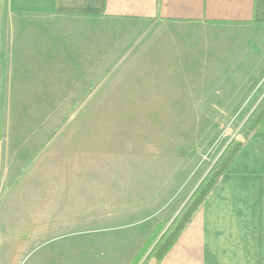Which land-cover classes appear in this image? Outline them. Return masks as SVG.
<instances>
[{
    "label": "rangeland",
    "instance_id": "rangeland-1",
    "mask_svg": "<svg viewBox=\"0 0 264 264\" xmlns=\"http://www.w3.org/2000/svg\"><path fill=\"white\" fill-rule=\"evenodd\" d=\"M112 34L117 32L104 27L90 42L105 47ZM66 39L76 46L64 47L63 78L43 92L2 95L8 178L0 192V264H113V249H139L143 241L152 249L216 158L244 137L255 109L120 104L144 86L198 87L181 79L141 81L139 87L99 70L88 76L87 63L70 57L73 50L90 51L99 61L104 47L88 50L89 44L80 45L86 37L76 33ZM263 42L252 46L256 57ZM256 71H264V59ZM42 165H61L64 172L33 169ZM159 226L160 233L149 238ZM24 232L27 241L20 245Z\"/></svg>",
    "mask_w": 264,
    "mask_h": 264
},
{
    "label": "crops",
    "instance_id": "crops-1",
    "mask_svg": "<svg viewBox=\"0 0 264 264\" xmlns=\"http://www.w3.org/2000/svg\"><path fill=\"white\" fill-rule=\"evenodd\" d=\"M104 27L117 35L105 47L90 42ZM75 33L86 37L80 45L88 50L105 49L99 61L73 50L70 57L87 63L88 76L99 70L139 87L174 79L198 87L144 86L120 104L242 110L259 102L264 42L259 57L253 47L264 39V0H0V109L2 95L43 92L64 77V47L76 46L66 38ZM238 140L242 146L227 171L161 259L143 241L139 249H113V264H264V130ZM5 150L0 136V192L8 178ZM36 168L64 172L61 165ZM22 235L20 245L27 241Z\"/></svg>",
    "mask_w": 264,
    "mask_h": 264
},
{
    "label": "trees",
    "instance_id": "trees-1",
    "mask_svg": "<svg viewBox=\"0 0 264 264\" xmlns=\"http://www.w3.org/2000/svg\"><path fill=\"white\" fill-rule=\"evenodd\" d=\"M260 100L254 109L252 115L247 119L244 126L245 136L252 132L264 130V80L256 88ZM242 146V142L237 140L232 142L226 149V152L214 161L209 172L202 178L197 187L194 189L187 203L181 209L180 213L173 218L171 225L160 234L151 249V254L161 259L165 252L175 243L181 232L186 228L192 216L202 205L205 198L211 192L218 178L227 171L230 163L233 161ZM162 226L156 227L149 235V238H155L160 233ZM146 245L144 243V248Z\"/></svg>",
    "mask_w": 264,
    "mask_h": 264
}]
</instances>
